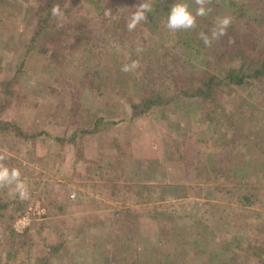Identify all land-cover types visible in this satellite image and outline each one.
<instances>
[{
	"label": "rangeland",
	"instance_id": "obj_1",
	"mask_svg": "<svg viewBox=\"0 0 264 264\" xmlns=\"http://www.w3.org/2000/svg\"><path fill=\"white\" fill-rule=\"evenodd\" d=\"M39 1L0 0V164L30 193L0 186V264H264V80L208 104L176 85L236 63L229 30L264 47V0H205L178 31L176 0H66L48 21L60 33L33 39ZM223 17L234 25L212 38ZM150 77L172 100L135 113Z\"/></svg>",
	"mask_w": 264,
	"mask_h": 264
},
{
	"label": "trees",
	"instance_id": "obj_2",
	"mask_svg": "<svg viewBox=\"0 0 264 264\" xmlns=\"http://www.w3.org/2000/svg\"><path fill=\"white\" fill-rule=\"evenodd\" d=\"M65 1L66 0L39 1V6L35 8V12L39 14L40 19L33 39L38 33H45L46 26L53 28L48 23L50 17H53L51 14L52 6L55 4L60 8L61 4L65 3ZM128 1L132 2L133 0ZM106 2L111 3L109 0H106ZM108 5L111 8H116L117 6V4H114V2ZM60 10L62 11V9ZM246 13L247 9L241 5L236 15L243 17L246 16ZM230 20L231 23L227 28L228 30L234 25L232 19ZM255 20L257 21V19ZM53 31L55 34L60 33V30L58 31L56 28H53ZM231 32L232 33H230L229 30L227 44L224 45L221 53L224 52L226 54V61L230 62L237 60L236 63L230 64L228 67L224 68L222 67L224 61L222 59H219V61L217 60V62H214V64L217 66L215 70L205 69L199 75L193 76L188 83L189 87L182 85L181 81H176L179 91H181L184 96L201 98L206 104L214 103L217 101L219 93L228 86L233 85L242 90H249L256 83V81L264 80V52L261 53L264 47L260 45L259 41L255 42V46L251 44L249 40H245L244 42L240 43L241 41L237 40L239 32H234L233 30ZM230 40H232V43L235 45L233 49L226 48V46L228 47V42ZM47 46L48 44H46L45 48L42 50H44L46 53L51 51V56L55 57V53H58V50L54 51L53 48H47ZM152 80L153 77H150L141 83V89L143 90L142 99L134 104L133 109L135 113L148 112L152 108L168 104L172 100V98L165 99V95L162 91L163 88L151 82ZM140 105L141 109H139ZM101 122L102 118L97 119L95 127H97ZM20 134L23 135L24 133L20 132ZM235 171L236 170H233V173L236 175L237 173ZM251 197L252 195L247 192L240 195L241 200L244 202L250 200ZM10 203L11 202L9 201L0 204V217L3 216L6 207L10 205Z\"/></svg>",
	"mask_w": 264,
	"mask_h": 264
},
{
	"label": "clouds",
	"instance_id": "obj_3",
	"mask_svg": "<svg viewBox=\"0 0 264 264\" xmlns=\"http://www.w3.org/2000/svg\"><path fill=\"white\" fill-rule=\"evenodd\" d=\"M199 5L195 13H193L189 5L183 0H176L168 11L167 24L166 27L170 31L178 30H189L196 25V20L198 16H206L209 13L204 4L205 0H196ZM151 10L146 6L141 4L140 8L133 13L131 19L128 21L126 27L129 31L135 29L137 24L146 18V14ZM51 14L53 17H57L61 14V10L58 6L53 4ZM105 15H110L109 11L105 12ZM231 20L229 17L219 18L217 20L216 31L212 33V38H218L226 34L227 28L230 26ZM200 38L203 40L205 45L211 43V38L206 33L201 32ZM140 51V49H137ZM136 62L133 61L131 64H124L121 67V71L129 72L136 68ZM22 174L19 168L8 167L6 165L0 164V186H12L14 194H18L21 200L29 198V190L25 181L21 178Z\"/></svg>",
	"mask_w": 264,
	"mask_h": 264
}]
</instances>
